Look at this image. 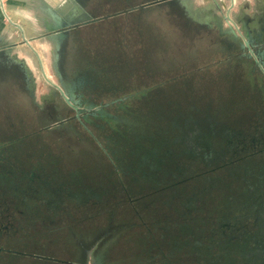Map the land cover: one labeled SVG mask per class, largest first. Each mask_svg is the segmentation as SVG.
Wrapping results in <instances>:
<instances>
[{
  "label": "rangeland",
  "instance_id": "374dc122",
  "mask_svg": "<svg viewBox=\"0 0 264 264\" xmlns=\"http://www.w3.org/2000/svg\"><path fill=\"white\" fill-rule=\"evenodd\" d=\"M37 46L40 59L29 64L38 95L53 88L42 70L59 82L46 44ZM76 51L80 72L93 81L82 97L89 109L61 108L59 117L49 119L15 89L0 97V148H9L12 166L21 165L20 159L27 166L49 165L65 199L81 198L51 226L32 228L36 241L14 244L23 253L10 255L12 264L38 263L43 257L49 260L43 264H63L59 260L76 258L70 253L76 238L107 228L112 233L104 264H154L149 243L168 248L180 229L172 192L189 182L228 178L235 166L229 156L203 164L194 153L177 149L151 174L140 157L156 146L154 139L163 138L160 134L169 133L173 117L192 108L222 116L230 125L263 114V72L224 41L183 34L163 7L83 28ZM177 167V173H166ZM23 189L29 198L38 191L18 188Z\"/></svg>",
  "mask_w": 264,
  "mask_h": 264
},
{
  "label": "flooded vegetation",
  "instance_id": "af4514ba",
  "mask_svg": "<svg viewBox=\"0 0 264 264\" xmlns=\"http://www.w3.org/2000/svg\"><path fill=\"white\" fill-rule=\"evenodd\" d=\"M184 3L177 0H72L59 12L61 21L71 26L57 67L50 64V68L78 109L68 105L52 87L35 94L36 76L30 64L1 50L0 97L15 89L25 95L27 103L35 107L39 115L49 119L59 117L61 108H70L75 113H81L84 106L89 109L90 104L82 97L93 81L78 67L76 44L80 31L109 18L130 12L147 13L162 7L183 34L196 40L224 41L238 50V55L251 59L264 75V0H184ZM37 58L32 52L30 61L34 63ZM192 109L173 117L169 133L160 134L163 138L154 139L156 146L140 157V161H146L149 166L147 173L153 174L156 164L164 157L174 156L177 149L194 153L203 164L217 156H229L235 168L228 178L220 175L198 184L189 182L172 192L171 203L181 222L180 229L175 234L176 241L168 248L157 241L149 243L148 249L155 252L151 261L154 264H264V112L251 119L245 117L240 125H230L222 116ZM12 157L9 148H0V264H12L10 255L23 253L15 251L14 244L36 241L32 228L51 226L54 217L64 214L70 206L77 207L81 201L78 196L69 201L65 199L60 191L63 187L57 184V175L51 166L41 162L27 166L21 159V165L12 166ZM177 170L178 167L172 171L166 169V173L173 175ZM20 185L38 191L29 198L24 189L18 190ZM111 233L112 229L107 228L93 236L88 234L86 239L76 238L75 249L70 252H74L76 258L55 260L63 264H104L105 244ZM45 259L39 258L42 262L33 264L49 261Z\"/></svg>",
  "mask_w": 264,
  "mask_h": 264
},
{
  "label": "crops",
  "instance_id": "0c3cea01",
  "mask_svg": "<svg viewBox=\"0 0 264 264\" xmlns=\"http://www.w3.org/2000/svg\"><path fill=\"white\" fill-rule=\"evenodd\" d=\"M64 0H1L0 1V47H12L18 58L26 57L31 48L22 36L29 40L38 52V44L45 28V7L56 8ZM2 2V4H1ZM70 4H68L69 6ZM47 21H50L47 18ZM18 24L21 28L17 27Z\"/></svg>",
  "mask_w": 264,
  "mask_h": 264
},
{
  "label": "water",
  "instance_id": "95a60500",
  "mask_svg": "<svg viewBox=\"0 0 264 264\" xmlns=\"http://www.w3.org/2000/svg\"><path fill=\"white\" fill-rule=\"evenodd\" d=\"M177 1H179L180 4H183V5L185 4L184 0H177ZM69 3H72V0H64L59 6H57L54 9L50 7H45V12L47 15L45 16V28L42 32V39H43V42L47 46L48 52L50 53V58H51L50 64L52 65L53 68L57 67L58 60L60 59V56H61L60 51L62 49V45L64 44L66 40L68 28L71 26V23L66 22L64 20L61 21L62 17L61 15H59L60 14L59 12L61 11V8L63 6L68 5ZM75 6L79 9L77 5ZM47 18H49L50 21H47ZM227 19H229L228 16H227ZM16 25L17 27L21 28L18 24ZM22 38L25 44H28L29 47L31 48V51L38 57V59H40L38 56V52L33 48L29 40H27L24 37V35L22 36ZM245 44L248 46L247 40H245ZM248 49L251 53H253V50L249 46H248ZM3 52L9 55L13 54L17 57L16 53H12V47L6 46ZM19 59L22 60L26 65L30 63L29 57L28 58L22 57ZM42 74L45 80L53 86L54 90L57 91L63 97L65 102L68 105L72 106L75 110H77L78 107L71 102V97L66 94L61 81L58 79L59 83L53 82L47 77L44 70H42Z\"/></svg>",
  "mask_w": 264,
  "mask_h": 264
},
{
  "label": "built area",
  "instance_id": "2783aa9c",
  "mask_svg": "<svg viewBox=\"0 0 264 264\" xmlns=\"http://www.w3.org/2000/svg\"><path fill=\"white\" fill-rule=\"evenodd\" d=\"M1 1V0H0ZM1 4H2V2H1Z\"/></svg>",
  "mask_w": 264,
  "mask_h": 264
}]
</instances>
